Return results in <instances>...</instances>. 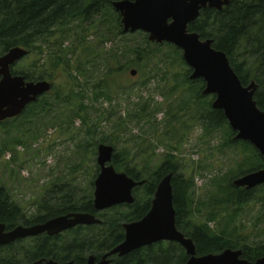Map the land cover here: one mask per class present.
Here are the masks:
<instances>
[{"label": "trees", "instance_id": "1", "mask_svg": "<svg viewBox=\"0 0 264 264\" xmlns=\"http://www.w3.org/2000/svg\"><path fill=\"white\" fill-rule=\"evenodd\" d=\"M121 1L136 0H0V57L13 48L39 52L41 55L43 51L36 46L37 43L52 37L56 29L68 28L73 22L94 30L102 29L103 24L108 22V27L113 26L114 29H107L99 39L109 40L114 35V31H118L121 27L119 16L112 7L113 3ZM188 31L196 33L201 40H212L213 48L226 55L243 86H248L251 82L256 84L257 89L253 99L257 107L264 112V0H231L230 4L220 12L204 9L198 19L188 26ZM118 35H123L120 30ZM63 36L64 31L61 34V37ZM144 44V47L136 46L129 51L125 49V54L134 55V61L129 63V67H137L143 61L152 62L153 73H146L147 77L161 79L165 78L168 72L174 71L173 64L176 63L181 78L179 87L181 89L186 87L183 92L189 95L188 101L182 97L180 98L182 102L177 106L168 105L164 117L166 120L163 122L165 129L155 132L157 138L169 147L170 153L165 156L164 162L158 168H151L152 158H148L138 167L136 164L138 157L130 158L125 148H122L120 154L115 152L112 165L116 172L124 173L142 185L137 186L132 192L133 204L117 206L102 213L94 210L91 195L77 198L74 196L73 200L72 194H66L59 200H53L54 204L51 206L40 205L43 211L45 210L44 215L38 214L33 220L21 223L20 208L12 203L7 190L0 186V224L5 225L7 231L20 223L24 227H30L70 213L91 214L101 221L98 225L79 226L54 237L42 235L28 242L19 241L0 247V264H36L49 260L60 264L67 262L86 264L89 256H94L97 260L101 259L123 242L125 224L140 221L147 215L158 183L169 174L172 175V203L176 229L192 241L197 257L217 255L226 250H240L241 258L248 262L264 257V244L250 246L244 239L235 236L233 231L222 229L215 231L210 227V224L221 221L223 214L227 215L224 221L232 222L241 212V208L257 200L254 193L258 189L253 191L237 189L232 185L234 177L222 179L214 177L209 184L211 190L201 198L196 194L194 178L186 177L180 172V163L174 161L173 152H179L181 143L190 132L185 121L190 116V120L197 124L201 131L200 144H211L216 135L223 132L224 142L221 143L223 145L220 148L233 154L243 153L244 159L237 164V171L232 173V176L240 177L250 172L264 170L263 158L249 143L234 141L235 134L229 128L223 112L211 108L214 97L202 96L204 82L189 80L191 71L184 63L178 49L169 44L152 46L151 43H146L145 39ZM99 50L108 57L102 58L96 53ZM104 52L102 48L95 49L94 52L89 50L85 57L81 54L74 68L78 76L89 75L91 69L96 73L101 66L105 70L103 78L112 76L116 70L104 66L103 63L120 62L117 58L125 54L121 50H117L115 55ZM123 69L125 70V67L122 65L118 71L123 72ZM12 74L22 76L26 82L46 80L51 83L49 77L45 79L36 76L35 73L12 70ZM92 90L95 92L94 100L104 98L109 104L114 101L111 89L104 86L103 80L95 81ZM176 91L172 89L171 92L163 93L165 103L173 100ZM45 95L42 97L46 98ZM43 98L30 104L23 114L40 105L46 109L51 107L46 100L42 101ZM73 98L74 119L83 121L84 125L90 124L89 110L100 114L101 111L99 112L93 105L83 104L85 97H79L72 91L67 95L56 92L52 105L72 106ZM139 100L138 104L141 105L135 106L136 109L126 113L124 117L120 115L117 117V113L113 112L115 110L113 106L107 112L104 123L113 126L112 138L118 140L121 132H128L127 127L130 124L139 127L146 124L149 129L156 127L154 115L162 111V107L154 108L148 101ZM173 110L175 111L172 112ZM96 131L97 125H91L87 128L86 135H94ZM151 139V137L145 139L141 135L132 140H136L134 142L137 149L145 154L152 146ZM107 141L109 142L107 138H101L99 143L104 144ZM122 163L125 165L122 166ZM91 185L93 186V183ZM64 188L66 186H62L58 191ZM260 188L264 190V185ZM262 196L261 202L264 201V192ZM188 259L185 250L177 243L162 242L122 258L113 257L111 264H184Z\"/></svg>", "mask_w": 264, "mask_h": 264}, {"label": "rangeland", "instance_id": "2", "mask_svg": "<svg viewBox=\"0 0 264 264\" xmlns=\"http://www.w3.org/2000/svg\"><path fill=\"white\" fill-rule=\"evenodd\" d=\"M108 25L109 23L106 22L102 29L94 30L73 22L68 28L56 29L52 37L43 40L45 43L43 41L37 43L36 46L42 48L41 55L30 50L28 51L30 54L12 68L14 72L35 73L36 76L45 79L49 77L52 84V90L45 95L46 98L41 97L42 101L46 100L51 107L46 109L40 105L0 125V186L7 190L12 203L20 208L21 223L33 220L38 214L44 215L45 210L40 211V205L51 206L54 204L53 200H59L63 195L72 194L73 200L74 196L77 198L91 195L93 198L94 181L99 172L96 162L97 148L101 144L99 143L101 138L109 140L104 144L113 147L114 153L120 154L122 148H125L130 158L137 156L138 167L148 158H152L151 168H158L164 162L165 156L170 153L169 147L157 138L155 132L165 129L163 122L166 120L165 111L169 104H174L173 107L177 106L182 102L180 100L182 97L188 101V93L183 92L186 87L182 89L179 87L181 80L179 66L174 63V71L168 72L167 76L161 79L147 77L146 73H153L152 62L143 61L137 67H129V63L134 61V55L125 54V49L129 51L136 46L144 47V39L146 43L151 42L142 32L123 34L122 27L118 31L120 30L123 35H118V31L115 30L109 40L104 38L100 40L104 31L114 29L113 26L108 27ZM63 31L64 36L61 37ZM151 45L163 44L151 43ZM102 48L104 53L114 54L117 50H121L125 54L117 58L120 62L103 63L116 72L109 78H103L105 70L101 66L96 73L91 69L89 75L78 76L74 68L81 54L85 57L89 50L94 52L95 49ZM86 49H88L87 53ZM96 53L102 58L108 57L102 50ZM180 54L182 56L181 52ZM122 65L125 70L119 72ZM32 68L35 70H31ZM130 70H136V76H130ZM99 79L103 80L105 87L111 89V96L114 97L111 104L104 98L94 100L95 92L92 86ZM172 89L177 90L173 98L175 101L165 103L163 93L171 92ZM58 91L63 95H67L69 91L75 92L79 97H85L83 100L85 106L93 105L95 109L101 111L100 114L94 113L93 110L88 111L89 123L97 125L94 135H86L90 124L84 125L83 121L74 119V98L71 102L72 106L52 105ZM139 99L148 101L154 108L162 107V111L154 115L156 127L149 129L146 124L140 127L130 124L127 127L128 132H121L118 140L112 138L113 126L104 123L107 112L113 106L116 116L124 117L126 113L136 109L135 106L141 105L138 104ZM185 121L190 132L181 143L179 152H173V156H175L174 161L180 163V172L186 177L194 178L197 196L202 198L211 190L209 184L214 177L219 179L234 177L236 180L243 176H232V173L237 171V164L244 159V155L233 154L220 148L223 145L221 143L224 142L223 132L218 133L211 144H200L199 127L190 120V116ZM141 135L145 139L152 138V146L145 154L137 149L134 142L136 140H132ZM124 165L122 163V166ZM196 168L198 169L194 172ZM62 186L66 188L58 191ZM253 190H257L254 193L257 200L241 208V212L232 222L224 221L227 215L223 214L222 220L210 224V227L215 231L220 229L233 231L235 236L244 239L250 246L264 244V201L260 200L264 190L256 187L249 191ZM29 240L31 239L21 241Z\"/></svg>", "mask_w": 264, "mask_h": 264}, {"label": "water", "instance_id": "3", "mask_svg": "<svg viewBox=\"0 0 264 264\" xmlns=\"http://www.w3.org/2000/svg\"><path fill=\"white\" fill-rule=\"evenodd\" d=\"M231 0H136L113 3V10L120 18L122 33L142 32L155 44H170L182 53V59L191 73L190 81L202 80V96H213V110L223 112L234 141L249 143L264 160V112L253 99L257 86L251 82L243 86L229 64L226 55L213 48L212 40H201L190 33L188 26L198 19L204 9L222 11ZM28 50L13 48L0 57V123L20 117L26 108L43 95L50 93L49 81L26 82L22 76L12 74V68L27 57ZM130 76L137 74L130 70ZM114 149L100 144L97 148L98 175L94 181L93 208L102 213L134 202L133 190L142 185L124 173L116 172L112 165ZM172 175L165 176L157 185L151 208L140 221L123 226L121 244L97 260L89 256L86 264H111L113 257L122 258L135 251L162 242L180 245L189 257L184 264H264V257L255 262L241 258V251L226 250L217 255L197 257L192 241L175 226L172 203ZM232 185L246 191L264 185V170L250 172L234 180ZM94 215L70 213L55 217L42 224L24 227L18 225L7 231L0 224V247L42 235L54 237L79 226L100 224ZM36 264H60L52 260ZM66 264H73L68 262Z\"/></svg>", "mask_w": 264, "mask_h": 264}, {"label": "flooded vegetation", "instance_id": "4", "mask_svg": "<svg viewBox=\"0 0 264 264\" xmlns=\"http://www.w3.org/2000/svg\"><path fill=\"white\" fill-rule=\"evenodd\" d=\"M8 121H10V120H7V121H4V122H2V123H0V125H3V124H6ZM40 211H43L42 210V208L40 207V209H39ZM19 242V241H18ZM17 243V242H16ZM257 261V260H256ZM255 262V261H254ZM68 263V262H67ZM253 263V262H252ZM63 264H66V263H63ZM74 264V263H73Z\"/></svg>", "mask_w": 264, "mask_h": 264}]
</instances>
